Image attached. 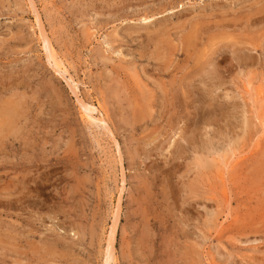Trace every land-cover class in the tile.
<instances>
[{"label": "rangeland", "instance_id": "1", "mask_svg": "<svg viewBox=\"0 0 264 264\" xmlns=\"http://www.w3.org/2000/svg\"><path fill=\"white\" fill-rule=\"evenodd\" d=\"M263 16L264 0H0V264H105L117 210L115 264H264ZM192 139L235 142L201 167Z\"/></svg>", "mask_w": 264, "mask_h": 264}, {"label": "bare ground", "instance_id": "2", "mask_svg": "<svg viewBox=\"0 0 264 264\" xmlns=\"http://www.w3.org/2000/svg\"><path fill=\"white\" fill-rule=\"evenodd\" d=\"M33 1V0H32ZM31 0H30V2H32ZM258 4V3H257ZM261 4V2L259 3V5ZM34 5V4H33ZM258 5V6H259ZM260 7V6H259ZM261 7H263L262 6V4H261ZM254 8V7H253ZM34 9V8H33ZM248 9V8H247ZM256 10V9H255ZM35 11H37L36 9H35ZM34 11V12H35ZM250 11H252V10H250ZM257 11V10H256ZM39 12V11H38ZM38 12L36 13V14H38ZM258 12V11H257ZM260 12V11H259ZM173 13V12H172ZM257 14V13H256ZM260 14V13H259ZM263 14V13H262ZM39 16V15H38ZM253 16V15H252ZM250 17V16H249ZM264 17V16H263ZM262 17V18H263ZM40 18V17H39ZM38 17H37V19L36 20H38L39 19ZM258 18H259V16H258ZM142 19H143V17H142ZM148 18L146 17V18H144V21L145 20H147ZM253 20V19H252ZM148 21V20H147ZM150 21V20H149ZM258 21V20H257ZM38 23H36V24H39V23H41V21L39 20V21H37ZM35 24V25H36ZM40 25V24H39ZM204 25V24H203ZM202 25V26H203ZM222 25H225V24H222ZM37 26V25H36ZM227 26V25H226ZM232 26V25H231ZM39 28H40V26H38ZM43 27V26H42ZM41 27V28H42ZM194 28V27H193ZM205 28V27H204ZM226 28V27H225ZM211 29V28H210ZM228 29V28H227ZM43 30H44V28H43ZM43 30L41 29V30H39V32L40 31H42V33H43ZM198 30V29H197ZM212 30V29H211ZM193 31H194V29H193ZM201 31V30H200ZM206 31V30H205ZM233 31V30H232ZM203 32V31H202ZM209 32V31H208ZM211 32V31H210ZM41 33V32H40ZM39 34V33H38ZM201 34V33H200ZM203 34H205V33H203ZM44 36L46 35V34H43ZM42 35V36H43ZM206 35V34H205ZM207 35H209V33L207 34ZM40 36H41V34H40ZM202 37V36H201ZM218 38V37H217ZM212 39H214V38H212ZM227 39V38H226ZM194 40V39H193ZM208 40V39H207ZM216 40V39H215ZM105 41V40H104ZM202 41L204 42V40H203V38H202ZM201 42V41H200ZM203 42H201V43H203ZM217 42V41H216ZM219 42V41H218ZM214 43V42H213ZM221 43V42H220ZM236 44H237V42H236ZM42 47H43V50H44V52L46 53V56H47V60H48V64L51 66V68L54 70L53 72H56V73H58L57 75H62L64 78H65V70L63 69V67H62V65H61V62L59 63L58 62V60L59 59H56L55 58V52H53V49H52V47H51V45L49 44V42H48V40L45 38V37H42ZM218 45V44H217ZM108 46V45H107ZM212 46H213V44H212ZM213 48V47H212ZM225 48V47H224ZM245 49V48H244ZM211 50V49H210ZM221 50V49H220ZM228 50V49H227ZM249 50V49H248ZM209 51V50H208ZM207 51V52H208ZM241 51H242V49H241ZM213 52V51H212ZM229 52H230V49H229ZM228 52V53H229ZM206 55H207V53H205ZM225 55V54H224ZM244 55V54H243ZM218 56V55H217ZM207 57V56H206ZM238 57V56H237ZM219 58V57H218ZM213 59H215L214 57H213ZM225 59V58H224ZM219 60V59H218ZM221 60V59H220ZM228 60V59H227ZM249 60H251V59H249ZM62 61V60H61ZM239 61H240V65H239V67H246V62H247V60H246V57L245 56H242L241 58H239ZM222 62V61H221ZM236 62V61H235ZM225 63H226V60H225ZM228 63H229V61L227 62V65H228ZM237 63V62H236ZM230 64V63H229ZM203 66V65H202ZM221 65L219 64V66L218 67H220ZM223 66V65H222ZM204 67V66H203ZM208 67L210 68V69H207L206 70V75L207 76H213V78H214V76L216 75V73L218 72H215L216 71V68H217V62L215 63L213 60L211 61V62H209L208 63ZM200 68V67H199ZM224 68H225V66H224ZM228 68V67H227ZM226 68V69H227ZM217 69H220V68H217ZM250 69V68H249ZM221 70H223L222 68H221ZM251 70V69H250ZM197 72V71H196ZM205 72V71H204ZM242 72V71H241ZM251 73V72H250ZM246 74V73H245ZM244 74V75H245ZM248 74V73H247ZM66 75H68V74H66ZM220 75V74H219ZM204 76V75H203ZM202 76V77H203ZM248 76V75H247ZM216 77V76H215ZM219 77V76H218ZM217 78V77H216ZM65 79H67V83L69 84V87L71 88V90L73 91V94H75V96H76V98H77V100H78V103H79V106H80V109H81V111L83 112V117H84V119L86 120V122H88V123H90V125L91 124H96V123H98V124H100L101 126L102 125H104V127L107 125V121H106V117L104 116V114L98 109V108H96L95 106H93V105H91V104H88V103H86V102H83V101H81V100H79L78 99V96H77V94H76V88H77V85L75 86L74 84L75 83H73V81L74 80H72V78L71 77H69V79L68 78H65ZM256 79V78H255ZM212 80V79H211ZM206 81V80H205ZM75 82V81H74ZM202 85V84H201ZM78 89V88H77ZM70 90V91H71ZM182 92V91H181ZM185 92V91H184ZM186 93V92H185ZM247 94H248V92H247ZM191 95V94H190ZM190 95H188V96H190ZM249 95V94H248ZM259 95H262V94H260L259 93ZM227 96V95H226ZM225 96V97H226ZM250 96V95H249ZM213 97V96H212ZM194 98V97H193ZM81 99V98H80ZM261 99V98H260ZM193 100V99H192ZM263 100V99H262ZM194 101V100H193ZM207 102V101H206ZM195 103H198V102H195ZM195 103H194V105H195ZM208 103V102H207ZM257 103V102H256ZM204 104V103H203ZM183 105V104H182ZM208 105H210L209 103H208ZM259 106V105H258ZM151 107V106H150ZM185 107V106H184ZM192 107V106H191ZM253 109V108H252ZM10 110H12V109H10ZM187 110V109H186ZM190 110V109H189ZM192 113H193V117H196V107H193L192 108ZM206 110H207V108H206ZM189 112V111H188ZM248 112V111H247ZM14 113V112H13ZM241 113V115H240V117H239V125L241 126L240 127V131L242 132V133H244L245 132V130H246V128L248 127V120H247V117H246V112L245 111H241L240 112ZM96 114H98V115H96ZM252 114V113H251ZM7 115V114H6ZM249 115V114H248ZM2 116V115H1ZM206 119L204 120V123L206 122V121H208L209 119H211V117L209 116V115H206ZM249 117V116H248ZM142 118V117H141ZM213 119H214V117H212ZM6 119V118H5ZM180 119V118H179ZM191 119V118H190ZM237 119H238V117H237ZM257 119V118H256ZM255 119V120H256ZM13 120H14V118H13ZM19 121V120H18ZM187 121H188V119H187ZM85 122V123H86ZM260 122V121H259ZM207 124V123H206ZM262 124V123H261ZM264 124V123H263ZM5 125H7V124H5ZM196 125L197 124H194L193 126H192V128L193 127H196ZM209 125V124H208ZM263 126V125H262ZM92 127V126H91ZM208 127V126H207ZM3 128H4V125H2V126H0V132L1 131H3ZM8 128V127H7ZM93 128V127H92ZM189 128V127H188ZM187 128V129H188ZM185 129V128H184ZM203 129V128H202ZM107 130H108V128H107ZM111 130V129H110ZM196 130V129H195ZM3 132H5V131H3ZM192 132H194L193 130H192ZM191 132V133H192ZM5 133H7V131L5 132ZM11 133V132H10ZM14 133H16L15 132V130H14ZM210 133V132H209ZM2 134V133H1ZM262 134V133H261ZM178 135V134H177ZM2 136V135H1ZM5 136V135H4ZM10 137V136H9ZM113 137V136H112ZM196 137V136H195ZM196 139H198V138H196ZM195 139V140H196ZM114 140V139H113ZM183 140L185 141V139L183 138ZM194 139H192V143L190 142V144H188V145H190V152H191V154L193 155V156H195L196 157V160L198 161V163H199V165L201 166V167H205V165H204V163H202V162H204V160H201V159H205V163H207L208 162V159H210L211 160V157H213V160H211V161H214V163L216 162V163H218V160L217 159H215L216 157L218 158V156H219V154L221 155V154H226V151L228 150V148L227 147H230V145H232V144H234L233 142H235V140L234 141H230V142H227L228 144L225 146V145H221V147H220V149H218V148H213V147H211V146H204V145H200L199 143H197L196 141H195ZM230 140V139H229ZM1 141V140H0ZM237 141V140H236ZM175 146V145H174ZM259 146V145H258ZM116 147V146H115ZM179 147V146H178ZM188 147V146H187ZM175 148V147H174ZM118 149V148H117ZM176 149H178V148H176ZM175 149V150H176ZM181 149V148H180ZM189 149V148H188ZM178 151V150H177ZM178 153V155L177 156H179V151L177 152ZM175 154V153H174ZM120 155V154H119ZM230 155V154H229ZM181 156V155H180ZM190 156V155H189ZM223 156V155H222ZM235 156V155H234ZM220 157V156H219ZM173 158V157H172ZM224 158V157H223ZM121 159V158H120ZM220 159V158H219ZM231 160V159H230ZM238 160V159H237ZM238 162H239V160H238ZM216 165H218V164H216ZM227 165V164H226ZM219 167V166H218ZM121 168V167H120ZM196 168V167H195ZM171 171V170H170ZM220 172H221V170H220ZM162 174V173H161ZM164 174V173H163ZM175 174V173H174ZM221 174H223V173H221ZM209 175V174H208ZM225 175V174H224ZM223 175V176H224ZM165 176V175H164ZM167 176V175H166ZM170 176H171V174H170ZM172 177H174V176H172ZM171 177V178H172ZM220 177V176H219ZM168 178V177H167ZM218 178V177H217ZM169 179V178H168ZM219 179V178H218ZM219 180H221V179H219ZM170 182V181H169ZM223 182V184H224V181H222ZM123 184V183H122ZM223 184H222V186H223ZM123 186V185H122ZM123 188V187H122ZM224 188V187H223ZM225 189V191H226V188H224ZM123 190V189H122ZM166 191V190H165ZM222 191V190H221ZM224 191V192H225ZM122 192V191H121ZM157 193V192H156ZM162 193H165L164 191L163 192H161V194ZM226 194V193H225ZM224 194V195H225ZM169 195V194H168ZM162 196V195H161ZM147 197V196H146ZM163 197H164V195H163ZM223 198H224V196H223ZM163 199V198H162ZM120 201V200H119ZM149 203V202H148ZM152 204V203H151ZM167 205V204H166ZM118 206H119V204H118ZM153 208V207H152ZM154 209V208H153ZM155 210V209H154ZM113 213V212H112ZM180 213V212H179ZM114 214V213H113ZM149 215V214H148ZM153 215V214H152ZM114 218H113V221H112V224H111V226H110V229H109V231L107 232L108 234H107V239H106V244H107V247H106V249H105V251H104V262H105V264H115V261H116V258H115V242H116V239H117V232H118V226H119V223H120V218H119V212H118V210L116 211V213L114 214V216H113ZM180 217V216H179ZM105 226V225H104ZM201 236V235H200ZM101 240V239H100ZM201 242V241H200Z\"/></svg>", "mask_w": 264, "mask_h": 264}]
</instances>
